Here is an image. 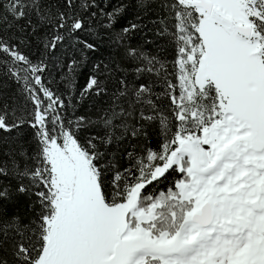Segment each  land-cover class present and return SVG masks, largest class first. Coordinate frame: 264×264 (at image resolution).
<instances>
[{
    "label": "snow or ice",
    "instance_id": "obj_1",
    "mask_svg": "<svg viewBox=\"0 0 264 264\" xmlns=\"http://www.w3.org/2000/svg\"><path fill=\"white\" fill-rule=\"evenodd\" d=\"M158 2L172 70L127 48L136 79L109 92L91 75L80 92L107 97L93 121L67 119L45 83L64 67L73 86L78 62L61 64V49L86 31L93 4L0 0V67L23 84L22 98L0 93V264H264V0ZM13 29L22 35L6 39ZM13 39L35 42V62ZM145 74L155 82L137 83ZM153 135L159 151L137 155ZM17 195L29 216L10 211Z\"/></svg>",
    "mask_w": 264,
    "mask_h": 264
},
{
    "label": "trees",
    "instance_id": "obj_2",
    "mask_svg": "<svg viewBox=\"0 0 264 264\" xmlns=\"http://www.w3.org/2000/svg\"><path fill=\"white\" fill-rule=\"evenodd\" d=\"M93 7L89 12L85 13L86 31L81 33L78 38L66 41L65 46L61 49L64 55L61 56V64L76 60L78 62L77 72L73 77L74 83L71 88L65 86V82L61 80V75L67 74L68 69L64 67L54 68L51 70V75H46L45 83L52 88L58 95H62L68 109L65 112L67 119L75 120L79 116H84L95 121L101 115L100 109L104 106V100L99 97L91 96L87 99H81L80 92L86 84L87 77L91 75L98 76L104 81L109 92L113 91L117 86L119 79L127 78L129 81L136 79L135 67L137 62L130 60L127 57L126 49L135 48L149 56H157L161 59L169 61V71L172 70L170 61L173 58L172 49L169 42L160 37L157 33L160 27V20L164 16L158 0H146V7H141L138 0H89ZM116 9H120L118 15L111 21L109 20L110 13ZM95 13V15H92ZM136 24L137 28L130 31L123 39V42H117L116 36L122 33L125 27H131ZM20 37L22 34L15 29L5 33V38L13 35ZM87 40L89 43H94L96 51H90L79 41ZM12 43L18 44L20 50L29 56L34 62L36 60L35 42L31 44H21L19 39H13ZM99 65L96 69L95 66ZM171 79V77H170ZM156 78L143 75L137 80V83H154ZM155 90L161 91L159 83H155ZM23 84L18 83L14 78H10L2 67H0V93L6 97L22 98ZM100 126H93L88 130L89 133L100 131ZM29 133L31 130H28ZM83 131V130H82ZM87 137V133L82 136V139ZM133 143H136L133 141ZM160 139L153 135L149 141L142 142L135 148L137 155H143L144 146L159 151ZM132 151V148L128 149ZM116 159L119 161L121 169L129 166L126 154L121 155L115 151ZM176 178L175 174L169 177V181L153 186H149L148 191L166 190L169 184ZM6 185L7 181L4 182ZM16 181H12L14 189ZM10 211L18 212L22 217L30 215L28 208V200L23 196H15L13 204L10 206Z\"/></svg>",
    "mask_w": 264,
    "mask_h": 264
}]
</instances>
